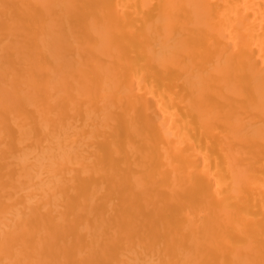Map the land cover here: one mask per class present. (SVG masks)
Instances as JSON below:
<instances>
[{
  "label": "bare ground",
  "instance_id": "6f19581e",
  "mask_svg": "<svg viewBox=\"0 0 264 264\" xmlns=\"http://www.w3.org/2000/svg\"><path fill=\"white\" fill-rule=\"evenodd\" d=\"M0 264H264V0H0Z\"/></svg>",
  "mask_w": 264,
  "mask_h": 264
}]
</instances>
